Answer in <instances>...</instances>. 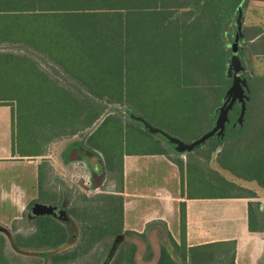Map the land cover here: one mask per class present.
I'll return each mask as SVG.
<instances>
[{"label": "trees", "instance_id": "1", "mask_svg": "<svg viewBox=\"0 0 264 264\" xmlns=\"http://www.w3.org/2000/svg\"><path fill=\"white\" fill-rule=\"evenodd\" d=\"M241 2L0 0V45H17L20 50L42 55L78 86L81 96L53 81L26 56L0 53V71H4L10 80L17 75L19 121L25 131L23 136L17 135L16 139L12 108L13 152L22 157L41 156L34 150L24 149V146L30 148L34 145L28 132L30 125L27 126L33 117H38V123H46L49 127L79 122L82 123V130H87L102 117V101L130 104L138 114L144 112V103H154L156 100L153 98L163 95L166 102L173 99L172 106L176 104L174 101H180L183 111L200 107V110L212 113L211 118L215 119L223 105V96L233 83V78L228 74L232 50L225 46L224 34L228 24L238 17ZM247 79L249 92L242 124L236 129L225 126L224 137L214 144L213 141L210 143L209 158L222 146L218 162L223 168L235 176L255 180L264 187V77ZM256 84L262 88L257 89ZM9 90L10 93L14 92L13 88ZM184 105L188 107L183 108ZM153 109L157 111L156 114L160 111L158 107ZM235 111L238 120L241 118V106L235 105L230 112ZM231 114L228 119L232 122ZM250 121L259 123L258 128L254 126L259 129L256 136L258 145L250 142L240 150L236 147L242 137L239 130L248 128ZM125 129L121 120L107 116L87 138L88 147L103 156L107 171L113 172L119 163L122 186L123 158L128 154L125 152ZM199 148L201 146L196 147ZM224 153H227L226 156L221 158ZM176 164L182 175L183 189L185 170L187 172L189 198L202 193L200 188L209 187L199 174L195 183L197 191H193V183L189 179L192 166L185 165L182 160H177ZM218 176L215 174L216 186L210 185L215 194L227 193L225 190L234 187ZM43 185L41 169L39 201L55 206L58 202L48 201L50 195L44 192ZM122 189L118 194L105 196V203L96 215L91 213L88 206L69 209V214L80 227L79 243L71 250L53 254L50 264H74L94 248L121 234L145 238L144 234L125 232L123 229ZM33 225V232L15 234L16 251H52L68 240L66 227L51 216L36 217ZM181 236L182 246H185V203H181ZM136 251L135 244L123 241L112 264H137ZM0 264H17L8 254L7 239L1 232ZM156 264L178 263L162 247ZM229 264H234V256H231Z\"/></svg>", "mask_w": 264, "mask_h": 264}, {"label": "crops", "instance_id": "2", "mask_svg": "<svg viewBox=\"0 0 264 264\" xmlns=\"http://www.w3.org/2000/svg\"><path fill=\"white\" fill-rule=\"evenodd\" d=\"M239 15L254 68L264 70V0H242ZM4 52L9 51L0 49V53ZM258 77H264V73ZM10 88L14 90L13 101H16L17 75L10 80L0 71V228H3L1 224L17 220V216L36 203L51 205L39 201L42 164L38 156L22 157L13 152V111L10 100L4 97L10 93ZM239 133L242 135L240 143L258 145L259 129L248 127L240 129ZM220 151L221 147L212 153L208 169L212 177L219 175L232 183L236 191L197 194L192 198L188 197L186 170L183 189L182 175L176 164L178 159L161 151L124 155L123 229L144 234L145 238L131 235L132 240H126L128 236L121 234L123 241L135 244L137 249L146 244L153 255V264L159 261L162 247L178 264H229L231 256H234V264H264V187L223 168L218 162ZM21 163H27L28 167L19 168L17 165ZM58 199L50 195L48 201L55 203L61 200ZM181 203L186 205L185 246L181 243ZM67 232L69 240L68 229ZM1 233L11 241L8 233ZM14 246L13 243L12 251L17 252Z\"/></svg>", "mask_w": 264, "mask_h": 264}, {"label": "rangeland", "instance_id": "3", "mask_svg": "<svg viewBox=\"0 0 264 264\" xmlns=\"http://www.w3.org/2000/svg\"><path fill=\"white\" fill-rule=\"evenodd\" d=\"M249 22L250 21H248V23ZM237 32L238 18L234 19L230 24H228L227 32L224 34V43L229 51L232 50V45L235 42ZM240 32L241 37L239 41L238 59L242 67H244L240 76V86L242 88V93L239 97H235L234 92L230 91L231 88H229L223 96V105L215 119L211 118L213 115L212 113H208V111L205 110H200V107H194L191 110L184 109L183 111L181 109L180 101H174L176 104L173 103L172 106L171 103L173 99L167 100L166 102L164 101L163 95H157V97L153 98L156 100V102L144 103V112H140L138 114L135 109H132L130 104L102 101L100 102V105L104 109L102 117L91 129L87 130H82V123L80 124L79 122L73 124L70 123L62 127H49L46 125V123H38V117H33V121H29V123H27L28 127L30 125L28 132L34 141V145L30 146V148L28 146H24V149L28 151L34 150L35 153L41 155L37 158L42 164L41 169L44 174V192L48 194V196L55 195V198H60L61 200L63 199L62 207L59 209L56 208L54 210L55 215H53V217L66 226L70 232V238L66 244L52 251H12V245L14 243L13 239L17 232L26 235L34 231L33 217L35 216L32 211V205L25 211L23 215L17 216L19 217L17 220H13L8 224H1L3 227L1 228L2 231L8 233V236L11 238V241H7L8 254L13 260H15L17 264H50L51 256L53 254L65 252L76 247L79 243L81 232L78 223L69 214V209L73 206H88L91 210V213L96 215L98 212H100V207H102L105 203L104 197L112 194H118V192L121 190L122 182L119 163L116 164V168L113 172L107 171L103 156L98 151L89 148L87 145L88 136L92 134L96 128H98V126L107 116L121 120L125 126L126 129L124 132V138L126 140H124L126 153L165 152L175 159L182 160L185 165H193L189 174V179L193 183L191 186L193 191H197L195 183H197V176L200 174L201 178L205 179L203 183L208 184L209 187L205 189L200 188L199 191L202 193L199 194L215 193L212 191V187L210 185L214 184L216 186L217 177H215V175L212 177L208 169V164L210 161L209 153L211 148L210 143L213 141L212 144H214L217 140H219V138L224 137V134L221 135L218 133L221 131V128L218 129V132L215 133V135H213L210 139L199 145L201 148L180 152L177 150V146L172 144L163 134L150 133L141 122L137 121L133 117H143L148 122H150L153 127L163 130L168 135L181 140L185 144H191L216 127L220 112L225 110L231 103L232 107L229 109L228 115L231 114L230 111L235 105H240L242 110L246 109L245 106L248 100L247 94L249 92V80L247 77H258L260 74L264 73V70L254 68V58L251 59V56H249L250 52L247 43V37H245L242 25ZM0 49L9 52H16L17 54L26 56L28 59L37 63L39 69L47 73V75H49L53 81L58 82L59 85L78 94V86L73 83L72 80L68 79L61 69L50 63L42 55L26 49L20 50L21 48L17 47V45L11 44L0 45ZM251 66L252 68H250ZM228 74L231 78H234L236 75L235 67L232 65L231 61H229L228 64ZM256 88L258 89L262 87L260 84H256ZM7 94L4 97L5 99L10 100L8 103L14 110V132L17 139V135L23 136L25 132L22 129L23 127L20 126L19 102L17 100L13 101V98L15 97L12 93L7 92ZM78 95L81 97L80 94ZM152 97H154V95H152ZM261 98L258 99V103H260ZM148 99H150V97H148ZM34 102H37V100ZM152 104L156 105L151 107ZM157 107L160 108V111L156 114L157 111L153 108L157 109ZM182 107L185 108L188 107V105H184ZM231 116H233L232 122L227 118L225 126H231L232 129L240 127L242 124V119L239 118L236 120L238 117L236 111L232 112ZM256 124V122L253 123L250 121L249 127L256 126L258 128L259 123L257 125ZM146 132H148L150 135H148ZM244 146V143H240L236 147L241 148L240 150H242ZM79 151H84L87 155L93 154L96 160L99 161L100 168L98 174L100 176L98 179L90 178L89 166L86 162V155L79 154ZM225 152H227V148ZM226 154L224 153L220 157L224 158ZM83 157L86 160H84ZM25 160H30V158H26ZM17 166L22 169L28 167L27 163H21ZM79 180H83L85 182V186H81L78 183ZM225 191L227 193H233L236 190L230 188ZM45 197L47 198V196ZM4 228H7L8 232ZM125 239L132 240V236H128L127 238L125 237ZM136 239L138 238H134V240ZM113 241L114 238L105 241L100 246L94 248L91 252L81 257L74 264H103L109 254ZM158 249L159 247L156 246L157 251ZM152 257L153 255L151 250L146 246V244L139 245V248L135 254V260L137 264H153L154 260ZM112 262L113 260L110 262V264H112Z\"/></svg>", "mask_w": 264, "mask_h": 264}, {"label": "water", "instance_id": "4", "mask_svg": "<svg viewBox=\"0 0 264 264\" xmlns=\"http://www.w3.org/2000/svg\"><path fill=\"white\" fill-rule=\"evenodd\" d=\"M241 16H238V32H237V36L235 39L234 44L232 45V58H231V63L232 65H234L235 67V71H236V75L233 78V83L231 86L230 91L234 92L235 97H239L242 93V88L240 86V76L243 72L244 67H242V65L239 62L238 59V53H239V41H240V37H241ZM232 107V103L223 111L220 112V116H219V120L218 123L216 125V127L214 129H212L210 132L206 133L204 136H202L201 138H199L198 140L194 141L191 144H185L183 143L181 140L174 138L170 135H168L167 133H165L163 130L159 129V128H155L153 127L149 122H147L145 119L139 117V116H134L133 118L136 119L137 121L141 122L150 133H160L163 134L166 138L169 139V141L172 144H175L177 146V150L180 152H184V151H190L195 149L197 146L201 145L202 143H204L205 141H207L208 139H210L213 135H215V133L218 132V129L221 128V131L218 132L219 134H223L224 133V129H225V122L228 118V112L229 109ZM244 110H242L241 113V119L242 116L244 114ZM56 207L55 206H49L47 204H43V203H36L33 206V214L35 217H39V216H53L55 215V210ZM0 231H2V229L0 228ZM124 240V236L123 235H118L114 238V241L112 243V246L110 248L109 254L106 258V260L104 261L103 264H110V262L114 259L119 245L121 244V242H123Z\"/></svg>", "mask_w": 264, "mask_h": 264}, {"label": "flooded vegetation", "instance_id": "5", "mask_svg": "<svg viewBox=\"0 0 264 264\" xmlns=\"http://www.w3.org/2000/svg\"><path fill=\"white\" fill-rule=\"evenodd\" d=\"M79 154H83V155H86V159H87V165L89 166V172H90V178L91 179H98L99 178V166H100V163L98 160H96V158L93 156V154H90V155H87L86 152L84 151H79ZM82 157V156H81ZM84 159V157H83ZM84 159V160H86ZM95 177V178H94ZM78 183L81 185V186H85V182L83 180H79ZM63 205V200L59 201L55 207L57 209L61 208ZM53 217V216H52ZM55 218V217H54Z\"/></svg>", "mask_w": 264, "mask_h": 264}]
</instances>
